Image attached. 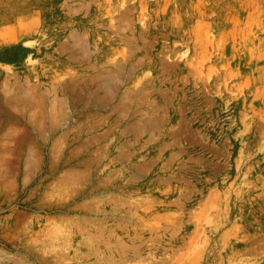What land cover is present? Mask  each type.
Instances as JSON below:
<instances>
[{"label":"rangeland","instance_id":"374dc122","mask_svg":"<svg viewBox=\"0 0 264 264\" xmlns=\"http://www.w3.org/2000/svg\"><path fill=\"white\" fill-rule=\"evenodd\" d=\"M54 263L264 264V0H0V264Z\"/></svg>","mask_w":264,"mask_h":264},{"label":"bare ground","instance_id":"6f19581e","mask_svg":"<svg viewBox=\"0 0 264 264\" xmlns=\"http://www.w3.org/2000/svg\"><path fill=\"white\" fill-rule=\"evenodd\" d=\"M109 73V72H108ZM108 75V74H107ZM110 75V74H109ZM113 75V74H112ZM111 76V75H110ZM110 76H108V79H109V77ZM109 82H110V79H109ZM108 82V83H109ZM105 83H107V82H105ZM106 85V84H105ZM102 231V230H101ZM94 235V234H93ZM59 242V241H58ZM131 246V245H130ZM133 246V245H132ZM69 248V247H68ZM106 248V247H105ZM55 249V248H54ZM64 249V248H63ZM116 249V248H115ZM133 250H135V249H133ZM94 251V250H93ZM98 252V251H97ZM126 252V251H125ZM134 252V251H133ZM141 252V251H140ZM77 253V252H76ZM80 254V253H79ZM141 254V253H140ZM90 255V254H89ZM137 255H138V253H137ZM64 256V255H63ZM112 256V255H111ZM140 256V255H139ZM75 257V256H74ZM78 257V256H77ZM59 257H57V259H58ZM72 258V257H71ZM79 258V257H78ZM101 259H103V258H101ZM115 258H113L112 259V261L114 260ZM97 260V259H96ZM98 260H100V258L98 259ZM101 261V260H100ZM115 263V262H114ZM55 264V263H54ZM58 264V263H57ZM94 264V263H93Z\"/></svg>","mask_w":264,"mask_h":264}]
</instances>
